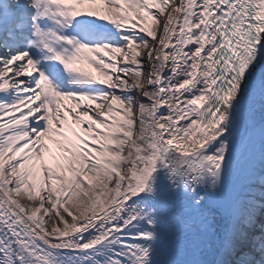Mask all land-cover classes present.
Instances as JSON below:
<instances>
[{
    "label": "snow or ice",
    "instance_id": "6c2138e0",
    "mask_svg": "<svg viewBox=\"0 0 264 264\" xmlns=\"http://www.w3.org/2000/svg\"><path fill=\"white\" fill-rule=\"evenodd\" d=\"M257 107L264 0H0V264H264Z\"/></svg>",
    "mask_w": 264,
    "mask_h": 264
},
{
    "label": "bare ground",
    "instance_id": "6f19581e",
    "mask_svg": "<svg viewBox=\"0 0 264 264\" xmlns=\"http://www.w3.org/2000/svg\"><path fill=\"white\" fill-rule=\"evenodd\" d=\"M93 75H95V73H93ZM264 116V113H262L259 109H257L256 111V115H255V120H256V125L258 128V123L261 120V118ZM257 144H258V134H257Z\"/></svg>",
    "mask_w": 264,
    "mask_h": 264
},
{
    "label": "rangeland",
    "instance_id": "374dc122",
    "mask_svg": "<svg viewBox=\"0 0 264 264\" xmlns=\"http://www.w3.org/2000/svg\"><path fill=\"white\" fill-rule=\"evenodd\" d=\"M133 96L135 97V94H133ZM257 109H259V107H257ZM261 122H264V116H263V117L261 118V120L259 121V123H258V124H259V125H258V128H259ZM257 218H260L261 221L264 220V213H260V214H258ZM261 221H259V222L256 221V223H257V224H260Z\"/></svg>",
    "mask_w": 264,
    "mask_h": 264
}]
</instances>
